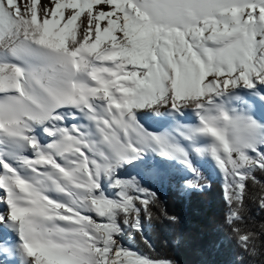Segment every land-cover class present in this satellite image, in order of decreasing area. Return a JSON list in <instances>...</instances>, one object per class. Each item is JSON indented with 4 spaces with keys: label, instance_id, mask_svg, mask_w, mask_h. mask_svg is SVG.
Returning <instances> with one entry per match:
<instances>
[{
    "label": "snow or ice",
    "instance_id": "snow-or-ice-1",
    "mask_svg": "<svg viewBox=\"0 0 264 264\" xmlns=\"http://www.w3.org/2000/svg\"><path fill=\"white\" fill-rule=\"evenodd\" d=\"M211 173L257 256L264 0H0V264H176L151 254L154 185Z\"/></svg>",
    "mask_w": 264,
    "mask_h": 264
},
{
    "label": "trees",
    "instance_id": "trees-1",
    "mask_svg": "<svg viewBox=\"0 0 264 264\" xmlns=\"http://www.w3.org/2000/svg\"><path fill=\"white\" fill-rule=\"evenodd\" d=\"M257 178L264 181L260 173ZM206 183L210 187L188 195L167 185H154L161 207L153 209L158 219L152 221L149 231L156 248L151 254L174 260L176 264H229L233 259L236 264H264V211L258 207L259 198L264 195V184L249 183L245 219L238 222L242 231L254 234L253 243L258 254L251 257L232 243V231L225 222L227 208L219 178L211 173ZM164 209L176 217L174 223L161 217Z\"/></svg>",
    "mask_w": 264,
    "mask_h": 264
},
{
    "label": "rangeland",
    "instance_id": "rangeland-1",
    "mask_svg": "<svg viewBox=\"0 0 264 264\" xmlns=\"http://www.w3.org/2000/svg\"><path fill=\"white\" fill-rule=\"evenodd\" d=\"M191 122L194 123V122H195V118H192ZM146 127H149V126L146 125ZM149 130H150V131H162L163 128H162V126H160V125L153 124V125H151V126L149 127ZM177 166H179V165H177Z\"/></svg>",
    "mask_w": 264,
    "mask_h": 264
}]
</instances>
